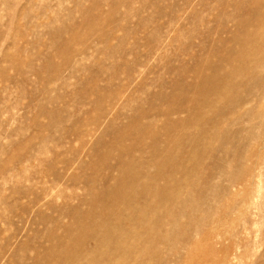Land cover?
Instances as JSON below:
<instances>
[{"label":"rangeland","instance_id":"obj_1","mask_svg":"<svg viewBox=\"0 0 264 264\" xmlns=\"http://www.w3.org/2000/svg\"><path fill=\"white\" fill-rule=\"evenodd\" d=\"M260 14L264 0H0V264H58L67 225L102 211L95 196L158 183L165 149L192 167V223L239 230L223 255L264 264V62L238 73L242 40L264 54ZM191 115L192 143L170 146L164 128L182 141Z\"/></svg>","mask_w":264,"mask_h":264},{"label":"bare ground","instance_id":"obj_2","mask_svg":"<svg viewBox=\"0 0 264 264\" xmlns=\"http://www.w3.org/2000/svg\"><path fill=\"white\" fill-rule=\"evenodd\" d=\"M256 21V24L253 25L256 26L257 23L258 25H262L264 23V14H260ZM246 41L247 40L241 41L242 49L239 57H241L243 61L238 73L242 76H250L251 80H256L259 74L257 70L260 68H258L256 64L264 62V54L255 53L251 60H247L245 57L246 52H243L245 50V44L247 43ZM234 59L235 57L232 55L229 57L228 62L235 61ZM217 79L220 81V88L217 89L215 92L216 94H220L221 91L228 92L232 90L231 86L228 87L224 85V79L219 77H217ZM211 120L214 121V119L211 118L207 119L210 124H212ZM220 120L222 119L220 118ZM186 123L188 125L184 127L182 141L176 138L174 139V134L171 131L169 132V125L164 128L168 144L170 142H172V144L175 142L176 144L181 143L183 145L185 143H192V133L189 131L190 127H192V115ZM214 124H212V126ZM212 134H214V132L210 133L211 136ZM252 137L254 136L252 135ZM176 147L177 146H175V148ZM194 148H196V146H194ZM192 150L193 149L188 153L190 160L187 159L191 164L192 158H194L192 157ZM196 152L194 151L195 154L198 153ZM163 158V161L159 160L161 162V165H159L161 167L163 166L160 171L161 173H157L158 177L155 175L158 183L145 185L144 188L140 190V193L117 188L109 200H106L103 196H101L102 198L95 196L93 200H98L94 205H97L98 209L102 211H98L97 213L96 209H93L92 203H90L88 205L90 206L89 213L80 215L79 217L76 216L74 220L77 224L72 226L67 225L66 236L68 241L65 245L66 255L60 256L58 264H192L193 261V264H204L202 259H204L205 253L210 250V248L216 250V255L214 254L215 261L212 264H233L234 261L236 262V260H238L234 254L231 257L229 255H223V251L225 250L224 241L236 237L239 230L233 234H228L225 233L224 227L219 228L221 226H215L206 229V232H204L203 227H207L213 222H209L208 220L192 223V206L197 203L196 197L192 194V190L194 189H192V167L190 168L187 166L184 168L182 166L183 163L181 164L180 156L175 153V150L171 151L165 149ZM184 163H186V161ZM237 163L236 165L240 166ZM197 167L199 166H196V168ZM216 167L218 168V166ZM129 168L131 169L130 172H133L131 166L127 165L126 169L122 168L120 170L119 177L120 185L122 186L127 182V188L129 187V182L131 183V181H133L129 179V173H127ZM196 170L197 169H195V171ZM214 171L216 172V170ZM234 174H236V172ZM148 179L152 181L151 178ZM231 183L232 182L229 184ZM170 188H173V193L170 192ZM133 191L135 190L133 189ZM183 194L185 195L184 198H182ZM145 196L147 197L146 199L144 198ZM110 201L114 204L116 209L113 213L109 214L106 207ZM182 219L186 220L187 223L185 225H183ZM227 223V221H224L223 225ZM192 233L201 236V239H199L201 243H198L199 240H196L197 244H192ZM85 243L92 244V248H86Z\"/></svg>","mask_w":264,"mask_h":264}]
</instances>
